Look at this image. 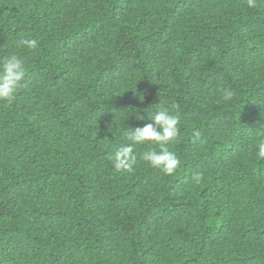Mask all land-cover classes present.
Here are the masks:
<instances>
[{
  "label": "trees",
  "instance_id": "16d2710c",
  "mask_svg": "<svg viewBox=\"0 0 264 264\" xmlns=\"http://www.w3.org/2000/svg\"><path fill=\"white\" fill-rule=\"evenodd\" d=\"M11 53L27 71L0 102V264H264V0H0ZM160 106L180 115L177 171L145 144L117 172Z\"/></svg>",
  "mask_w": 264,
  "mask_h": 264
},
{
  "label": "clouds",
  "instance_id": "9594fccd",
  "mask_svg": "<svg viewBox=\"0 0 264 264\" xmlns=\"http://www.w3.org/2000/svg\"><path fill=\"white\" fill-rule=\"evenodd\" d=\"M248 8L258 6V0H245ZM20 44L32 51L38 48L39 44L35 38L22 39ZM24 59L15 53L0 56V102L11 103L26 75ZM222 99L232 101L234 92L229 89L222 90ZM151 123L138 127L134 131L129 130L126 134V143L118 145L110 160L117 172L123 171L132 173L138 163L135 149L139 145L151 144L152 147L139 154V160L146 162L152 168L161 170L165 175L174 174L180 160L177 155L168 150V145L179 134V113H173L169 108L160 106L153 115L148 116ZM256 157L264 160V139L256 145ZM199 183L202 179L200 173L193 177Z\"/></svg>",
  "mask_w": 264,
  "mask_h": 264
}]
</instances>
